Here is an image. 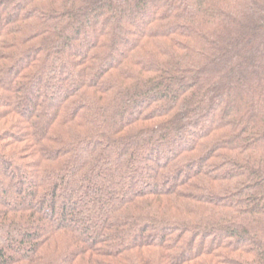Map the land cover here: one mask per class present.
<instances>
[{
    "label": "trees",
    "instance_id": "trees-1",
    "mask_svg": "<svg viewBox=\"0 0 264 264\" xmlns=\"http://www.w3.org/2000/svg\"><path fill=\"white\" fill-rule=\"evenodd\" d=\"M0 264H264V0H0Z\"/></svg>",
    "mask_w": 264,
    "mask_h": 264
},
{
    "label": "rangeland",
    "instance_id": "rangeland-1",
    "mask_svg": "<svg viewBox=\"0 0 264 264\" xmlns=\"http://www.w3.org/2000/svg\"><path fill=\"white\" fill-rule=\"evenodd\" d=\"M27 190H26V188L24 189V192H26ZM58 206V208L60 207V204L58 203L57 205H56V207ZM56 217V216H55Z\"/></svg>",
    "mask_w": 264,
    "mask_h": 264
}]
</instances>
